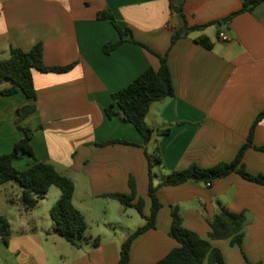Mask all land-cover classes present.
<instances>
[{
    "label": "crops",
    "instance_id": "1",
    "mask_svg": "<svg viewBox=\"0 0 264 264\" xmlns=\"http://www.w3.org/2000/svg\"><path fill=\"white\" fill-rule=\"evenodd\" d=\"M243 2L185 0L182 16L172 9L170 0H0V60L8 59L11 49L29 52L42 43L46 66L74 65L66 73L34 70L36 99L22 91L0 96V153H12L25 137L16 125L19 109L35 106L22 126L35 130L31 145L36 159L74 182L73 203L88 224L87 242L69 249L61 244L52 219L38 211L45 199L25 216L7 201L8 194L19 193L17 187H0V213L15 209L19 214L17 227L10 221L9 245L0 238V264L119 263L123 243L146 221L135 208H125L104 195L130 194L129 181L134 177L138 198H148L144 214L149 216L150 175L145 152L138 147L144 144L141 134L122 121L119 107H114L112 119L106 109L112 106L114 93L148 69L161 68L158 55L167 54L175 88V96L154 103L147 116L164 162L157 169L158 177L192 165L210 168L236 159L255 119L264 111V2L230 24L194 31L174 44L172 39L186 26L226 18L241 10ZM105 10L114 14L121 27L131 29L142 45L125 42L105 54L106 44L119 41L110 21L98 19ZM222 32L230 41L219 40ZM202 36L213 44L211 50L196 43ZM12 86L6 80L0 92ZM167 128L170 133L159 137L158 131ZM116 139L137 146H100ZM156 144L147 146L149 152ZM259 147H264V120L244 158L246 170L254 175H264V152ZM35 163L21 153L14 166L23 171ZM60 196L54 191L46 206L49 215ZM158 197L162 209L156 228L134 241L130 264L156 263L179 246L170 235L172 206L179 207L185 228L207 240L209 220L223 208L247 213L242 245L232 244V238L210 242L222 252L226 264H264V185L233 173L212 186L189 181L166 187ZM131 210L141 216L132 227L125 223V218H134ZM96 240L98 246L93 245Z\"/></svg>",
    "mask_w": 264,
    "mask_h": 264
},
{
    "label": "trees",
    "instance_id": "2",
    "mask_svg": "<svg viewBox=\"0 0 264 264\" xmlns=\"http://www.w3.org/2000/svg\"><path fill=\"white\" fill-rule=\"evenodd\" d=\"M170 2L172 9L184 16L185 0H170ZM262 2L264 0H244L241 10L230 14L224 19L202 26H186L173 37L172 44L187 37L194 31L203 30L215 24H230L236 16L252 12ZM98 19L110 21L119 34V41L117 43H109L104 46L105 54H111L125 42L140 44L135 40L133 31L129 28L125 29L121 27L110 10L99 12ZM196 43L208 50L213 48V44L205 36L199 37ZM43 54L44 48L42 43L35 45L29 52L16 48L11 49L10 57L0 60V84L8 80L13 83V86L10 89L1 91L0 96H11L22 91L28 98L36 99L37 92L33 78L34 70L44 73H66L74 67V65L64 67L46 66ZM158 57L161 61V68L158 71L151 68L148 69L129 86L114 93L113 104L106 109L108 118L112 119L116 116L114 107H119L122 111V121L132 124L141 134L144 144L138 147L142 148L145 152L150 175L149 197L151 199V210L149 216L144 214L145 201L142 198H138L134 177H131L129 181L130 194L114 193L104 195V198L114 199L125 208H135L146 221L144 226L130 234L123 243L118 264H130L131 249L134 241L156 228L158 214L162 209V203L158 197L161 189L177 187L189 181L212 186L233 173L239 174L249 182L264 185V175L251 174L246 170L244 165L245 154L253 146L256 129L264 120V111L255 119L250 129L247 143L242 146L234 161L220 162L210 168L192 165L187 169L171 171L166 176L158 177L156 170L159 167H164V162L158 142L156 144V140L154 139L155 131L147 123V116L154 103L162 102L175 96L168 56L166 54L158 55ZM35 111V106H25L19 109L16 125L24 131L25 137L16 143L12 153H0V187L11 184L17 187L19 193L11 192L7 195V201L9 204L17 205L21 214L25 216L32 214L39 202L46 198L50 188H58L61 196L50 211L54 230L72 246L81 248L87 242L85 235L88 224L83 214L73 203L75 184L71 179L60 174L51 164L36 159L31 145L35 130L22 126V121ZM170 131V128L160 130L158 131V135L162 137L169 134ZM152 142H155L156 145L153 152H149L147 146ZM110 144L137 146L120 139L111 140L100 146ZM256 149L264 152V147ZM21 153L28 154L36 161L34 165L23 171L18 170L14 166V162L20 159ZM247 223V213H233L223 208L218 215L209 220L211 231L208 235L209 240H207L185 228L179 207L172 206V228L170 235L178 242L179 246L168 253L163 259L153 264H204L205 262L207 264H226L222 252L214 248L210 240L232 238V244L242 245V232ZM33 230H35V227ZM11 237L12 225L7 216L0 213V238L3 239L6 245H9ZM93 245L98 246L99 240H96ZM248 264L260 263L249 262Z\"/></svg>",
    "mask_w": 264,
    "mask_h": 264
},
{
    "label": "rangeland",
    "instance_id": "3",
    "mask_svg": "<svg viewBox=\"0 0 264 264\" xmlns=\"http://www.w3.org/2000/svg\"><path fill=\"white\" fill-rule=\"evenodd\" d=\"M156 172H158V170H156ZM159 173V172H158ZM157 182V180H156ZM54 191H57V193H60V190L56 187H52L51 191L48 192V194L46 195V198L45 200L41 203L40 205V208H38L41 212V214H43V217L45 219H51L50 218V215L48 214V209H46V206L49 205L52 200H53V193ZM1 199H3V196L0 195ZM146 200L148 201V198L147 197H143V200ZM115 205H118V202H114ZM133 211V215H134V218L133 220H128L127 218H125V223H127L128 225H130L131 227L134 226L136 223V221H138V219L140 220L141 219V216L135 211V210H131ZM5 216H7V218L9 219V221H11L15 227H17L18 225V219H19V214H18V211L15 210V209H12V210H8L6 211V214H4ZM61 244L64 245L65 247H68L69 249L71 248V244L68 243L65 239L61 238ZM60 259V258H59ZM59 262L58 260L54 259V262ZM206 263V262H205Z\"/></svg>",
    "mask_w": 264,
    "mask_h": 264
},
{
    "label": "built area",
    "instance_id": "4",
    "mask_svg": "<svg viewBox=\"0 0 264 264\" xmlns=\"http://www.w3.org/2000/svg\"><path fill=\"white\" fill-rule=\"evenodd\" d=\"M219 40L222 42H228L230 41V38L226 33L222 32L219 34Z\"/></svg>",
    "mask_w": 264,
    "mask_h": 264
}]
</instances>
